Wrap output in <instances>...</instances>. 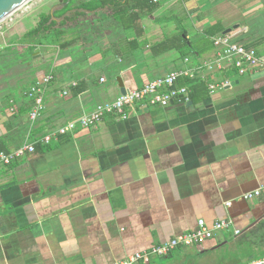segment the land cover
Returning a JSON list of instances; mask_svg holds the SVG:
<instances>
[{
	"label": "crops",
	"instance_id": "crops-1",
	"mask_svg": "<svg viewBox=\"0 0 264 264\" xmlns=\"http://www.w3.org/2000/svg\"><path fill=\"white\" fill-rule=\"evenodd\" d=\"M152 1L130 0L141 17L126 30L109 7L80 16L92 26L103 23L98 51L80 55V64L69 59L50 69L55 80L35 126L28 100H11L15 114L0 119L5 152L115 101L119 78L129 91L184 69L186 58L193 65L212 60L214 38L227 29H261L231 27L241 4L251 21L264 13V0ZM262 46L252 48L264 58ZM95 64L100 71L90 69ZM230 76V86L214 93L202 82L208 96L190 95L192 104L177 99L165 108L128 110L126 120L108 115L96 130L37 145L34 154L0 165V264H114L195 229L201 219L209 226L230 220L241 235L220 231L202 245L179 246L140 264L264 258V72ZM257 190L260 196L243 199Z\"/></svg>",
	"mask_w": 264,
	"mask_h": 264
},
{
	"label": "built area",
	"instance_id": "built-area-1",
	"mask_svg": "<svg viewBox=\"0 0 264 264\" xmlns=\"http://www.w3.org/2000/svg\"><path fill=\"white\" fill-rule=\"evenodd\" d=\"M213 43L216 48V55L212 60L193 65L191 58H186L185 63L187 66L184 69L148 82L140 88L126 91L125 95H120L115 101L100 104L90 113L37 139H32V141L13 152H0V165L9 166L28 155L34 154L38 144L52 146L64 136L74 135L79 131L96 130L108 115L116 116L119 120H126L129 117L128 110L138 112L137 109H147L152 106L165 108L170 106L172 101L180 99V97H183L182 99L185 102H189L191 90L187 85H179L181 80L207 82L209 92L214 93L230 86L232 81L230 74L246 76L264 72V58L259 55L255 48L235 43L228 35H219L214 38ZM218 76L223 78L216 80ZM54 80L55 76L52 72L44 74L25 93L30 104L29 119L32 126H35L44 111V93ZM100 82H105V78H101ZM76 86V83L72 84V87ZM67 94L68 91L64 92L63 95L66 96ZM260 195L261 190H257L244 194L243 199L253 200ZM230 205L231 203H227V206ZM232 229L234 230V224L230 220L217 221L209 226L205 220L201 219L195 229L166 241L150 251L137 252L114 264L149 262L153 256H167L179 246L202 245L212 239L217 232ZM234 234L239 236L241 231L235 229ZM246 264H264V258Z\"/></svg>",
	"mask_w": 264,
	"mask_h": 264
},
{
	"label": "rangeland",
	"instance_id": "rangeland-1",
	"mask_svg": "<svg viewBox=\"0 0 264 264\" xmlns=\"http://www.w3.org/2000/svg\"><path fill=\"white\" fill-rule=\"evenodd\" d=\"M74 1L72 8H78L82 4V0ZM60 8L59 0H31L0 22V52H2L0 55V119L7 113H9L8 116L14 115V111L9 110L15 107V102L12 103L11 100L18 97L26 99L25 93L32 84L39 77L50 72L51 68L57 69L59 64L66 66L65 64L69 59L73 61V64H80L82 63L78 60V57H82L80 55L83 54L84 56L85 53L91 55L98 51V42L102 37L100 33L104 30L103 23L93 25L94 28L90 24L93 21L90 17H80L73 11L70 14L68 13L69 23L65 27L68 32L59 41L55 38L54 28L39 35L38 38L24 39L26 33L36 26L40 15H48L52 9L57 12ZM246 10L245 4L238 6L230 24L231 27L241 22L243 26L246 23H251L261 29H256L253 32L249 31L248 34H245L243 29L233 30L228 36L235 43L242 45L250 39H257L264 35V13L256 16V19L251 21L252 17L249 18L246 15ZM98 16L100 17L99 13ZM98 22L100 21L98 20ZM71 23L77 26L74 33L69 32L72 28ZM38 40L41 44L36 47ZM67 41L70 42V45L65 49H61L60 43ZM7 47L10 48V51H6ZM31 47H35L34 51L31 50ZM261 48H264V46ZM91 67L93 68L90 69L95 72L101 70L100 64ZM75 77L77 78V76ZM113 96V94H110L108 98ZM10 102L11 105H9Z\"/></svg>",
	"mask_w": 264,
	"mask_h": 264
},
{
	"label": "trees",
	"instance_id": "trees-1",
	"mask_svg": "<svg viewBox=\"0 0 264 264\" xmlns=\"http://www.w3.org/2000/svg\"><path fill=\"white\" fill-rule=\"evenodd\" d=\"M143 1L149 3H153L152 0H140V2L137 3H142ZM75 3L74 0H71L68 5H66L64 8H62L58 13L54 14L55 18L58 17H63L65 16L69 10L73 7V4ZM105 7H109V10L111 12V17L114 22L119 24L124 30L128 29L129 27L132 26V24L141 17V14L139 11H136L135 8H133L130 4V0H95L91 1L88 3H84L79 6V9L84 10L83 12H78L76 13L78 16H86L87 12H96L99 11L100 9H103ZM71 19V18H70ZM67 22H69V17L64 18V20L58 25L57 20H54L51 13L48 15L42 14L39 16L37 20L36 26H34L32 29H30L24 39H31V38H38L39 35L44 34L48 32L51 29H55V38L57 41H59L62 37H64L67 33V30L65 27L68 25ZM217 29L214 31L216 32ZM38 40V45L39 46L41 43ZM264 43V36L258 38L254 42L251 43L250 46L252 47H258L259 45ZM70 45V42H64L60 43V48L65 49ZM35 47H31V50L34 51ZM6 51H10V48L7 47ZM2 52H0L1 55ZM231 75V74H230ZM196 83V84H195ZM179 85H189L191 87V99L196 98L197 95H200L199 91H203L205 94L201 96L200 100L203 99L204 97L208 96L207 92V85L206 83H202L199 80L196 81H190V80H181L179 82ZM197 101V99H196ZM39 146L41 144H38ZM5 151L3 148V144L0 142V152Z\"/></svg>",
	"mask_w": 264,
	"mask_h": 264
},
{
	"label": "water",
	"instance_id": "water-1",
	"mask_svg": "<svg viewBox=\"0 0 264 264\" xmlns=\"http://www.w3.org/2000/svg\"><path fill=\"white\" fill-rule=\"evenodd\" d=\"M29 1H31V0H0V22H2L7 17L12 15L15 11H17L18 9L23 7ZM70 1L71 0H67L66 2H64V0H59V2L61 4V8H64L66 5H68L70 3ZM54 14H55V9H52L51 15H52L53 19L56 20V18L54 17ZM63 18H62V20H63ZM238 28H239V26L235 25L233 28L227 29L225 32H223V35H229L233 30H236ZM36 51L38 52V49ZM118 82L120 85L121 95H125L127 90L124 87L122 80L120 78L118 79ZM182 98L183 97H180V99H182ZM172 103H174V101H172ZM189 103L192 104V102H189Z\"/></svg>",
	"mask_w": 264,
	"mask_h": 264
},
{
	"label": "flooded vegetation",
	"instance_id": "flooded-vegetation-1",
	"mask_svg": "<svg viewBox=\"0 0 264 264\" xmlns=\"http://www.w3.org/2000/svg\"><path fill=\"white\" fill-rule=\"evenodd\" d=\"M66 1H67V0H64V2H66ZM71 11H73V8H71V10H69L68 13L70 14ZM69 14H68L66 17H68ZM66 17H65V18H66Z\"/></svg>",
	"mask_w": 264,
	"mask_h": 264
},
{
	"label": "bare ground",
	"instance_id": "bare-ground-1",
	"mask_svg": "<svg viewBox=\"0 0 264 264\" xmlns=\"http://www.w3.org/2000/svg\"><path fill=\"white\" fill-rule=\"evenodd\" d=\"M52 86V85H51ZM37 149V148H36ZM8 167V166H7ZM11 170V169H10Z\"/></svg>",
	"mask_w": 264,
	"mask_h": 264
}]
</instances>
